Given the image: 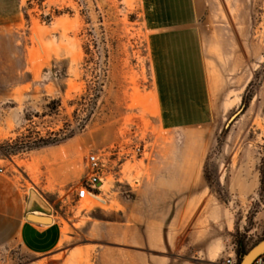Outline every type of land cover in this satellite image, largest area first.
<instances>
[{
    "label": "rangeland",
    "instance_id": "rangeland-1",
    "mask_svg": "<svg viewBox=\"0 0 264 264\" xmlns=\"http://www.w3.org/2000/svg\"><path fill=\"white\" fill-rule=\"evenodd\" d=\"M168 1L0 0V168L63 226L53 259L0 264H226L264 239V0Z\"/></svg>",
    "mask_w": 264,
    "mask_h": 264
},
{
    "label": "crops",
    "instance_id": "crops-1",
    "mask_svg": "<svg viewBox=\"0 0 264 264\" xmlns=\"http://www.w3.org/2000/svg\"><path fill=\"white\" fill-rule=\"evenodd\" d=\"M171 1H168L171 7L186 5L189 8L190 4L195 6L193 0ZM194 35L196 36V33L191 30L188 37L190 53L194 51ZM182 48H185L184 43ZM28 213L49 216L52 222L40 224L29 221ZM62 239L63 226L59 215L30 208L22 189L4 174V170L0 172V257L17 248H22L32 255L43 257L42 259H53L57 255L56 250Z\"/></svg>",
    "mask_w": 264,
    "mask_h": 264
},
{
    "label": "built area",
    "instance_id": "built-area-1",
    "mask_svg": "<svg viewBox=\"0 0 264 264\" xmlns=\"http://www.w3.org/2000/svg\"><path fill=\"white\" fill-rule=\"evenodd\" d=\"M88 179L86 183L77 188V198L79 200L87 198L90 194L94 195V190L98 188L101 182V172L105 166V161L97 153H90L87 157ZM3 170L0 169V172ZM241 257L236 254L235 249L227 257L226 264H239ZM251 264H264V252L259 254Z\"/></svg>",
    "mask_w": 264,
    "mask_h": 264
},
{
    "label": "water",
    "instance_id": "water-1",
    "mask_svg": "<svg viewBox=\"0 0 264 264\" xmlns=\"http://www.w3.org/2000/svg\"><path fill=\"white\" fill-rule=\"evenodd\" d=\"M27 219L40 224H48L52 222V218L49 216L38 215L36 213H28ZM264 252V239L252 247L246 254L241 256V261L239 264H248L261 253Z\"/></svg>",
    "mask_w": 264,
    "mask_h": 264
},
{
    "label": "bare ground",
    "instance_id": "bare-ground-1",
    "mask_svg": "<svg viewBox=\"0 0 264 264\" xmlns=\"http://www.w3.org/2000/svg\"><path fill=\"white\" fill-rule=\"evenodd\" d=\"M173 1V0H172ZM171 1V2H172ZM181 1H183V0H181ZM229 1V0H228ZM239 1V0H238ZM177 2H179V1H177ZM175 3V2H174ZM232 3V2H231ZM238 3V2H237ZM185 4V3H184ZM235 9H237L236 7H235ZM239 10V9H238ZM230 11V10H229ZM235 12H236V10H235ZM238 14V13H237ZM235 18L237 19V16H235ZM227 20V19H226ZM213 21V20H212ZM220 21V20H219ZM229 22V21H228ZM213 28V27H212ZM219 32H221L220 30H219ZM245 31L244 30H241V35H242V38H244V35H245V33H244ZM247 34V33H246ZM220 36H221V34H220ZM219 36V34H218V37H217V39L218 40H220L221 39V37ZM229 40V42H231V44L233 45L234 44V37L233 36H229V38H228ZM103 187V186H102ZM248 264H251L250 262L248 263Z\"/></svg>",
    "mask_w": 264,
    "mask_h": 264
},
{
    "label": "trees",
    "instance_id": "trees-1",
    "mask_svg": "<svg viewBox=\"0 0 264 264\" xmlns=\"http://www.w3.org/2000/svg\"><path fill=\"white\" fill-rule=\"evenodd\" d=\"M60 142H61V141H57V143H60ZM243 253H245V249H241V251H240V253H239L240 256H242Z\"/></svg>",
    "mask_w": 264,
    "mask_h": 264
}]
</instances>
